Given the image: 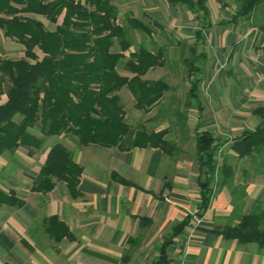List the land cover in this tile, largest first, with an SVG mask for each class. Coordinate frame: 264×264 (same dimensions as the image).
Wrapping results in <instances>:
<instances>
[{"label": "crops", "instance_id": "obj_1", "mask_svg": "<svg viewBox=\"0 0 264 264\" xmlns=\"http://www.w3.org/2000/svg\"><path fill=\"white\" fill-rule=\"evenodd\" d=\"M144 1V9H138L141 20L163 16L155 9L159 0ZM132 2L127 3V12L137 18L130 10ZM213 3L208 6L210 17L215 9L218 18L202 29L203 39L198 44L195 41L200 25L194 15L178 6L169 5L166 10L176 23L169 35L175 45L155 39L157 47L166 46V63L143 76L144 80L163 79L171 87L159 103L143 113L134 108V99L126 88L118 91L126 122L149 133L168 129L167 139L177 150L165 154L157 146L120 151L116 147L80 145L74 134L66 133L45 139L39 151L19 147L8 157L0 155V190L20 202L0 206V264H151L164 242H170L169 264H264V247L239 244L221 234L227 225L236 224L232 212L237 205L241 214H247L255 202L264 207V171H251L246 188H213L207 210L200 218L195 215L201 201L195 135L213 131L208 127L213 122L209 112L216 114V122L223 126L234 122L237 126H230L234 131L239 125V132H235L240 135L256 127L260 117L254 111L264 105V17L254 20V26L244 21L234 24L230 22L232 11H220V5L215 0ZM257 21L261 22L259 26ZM245 26L248 32L242 33ZM240 33L258 40L254 44L259 53L256 62L248 59L247 47H243L246 40L241 42ZM11 43L0 32V51L5 45L9 46L6 50L14 48ZM194 46L197 53L205 54L202 62L195 61L200 65L199 104L188 97ZM241 53L247 56L244 63L251 66L250 70L241 61ZM224 59L228 60L227 68L221 64ZM168 65L175 67L177 74L168 77ZM120 74L131 76L123 69ZM207 83L211 86L206 95L214 97L212 105L201 98ZM5 101L1 94L0 105ZM251 104L255 107L249 110ZM169 114H182L184 125L179 124L180 117L173 115L172 119ZM243 120L250 122V128ZM188 137L193 142L192 155L180 148ZM57 143L64 145L82 168L76 197H71L65 183L57 180L46 193L31 189L47 152ZM242 192L245 195L240 199ZM53 216L68 227L71 237L59 241L50 237L48 219ZM188 216L192 224L173 236V228Z\"/></svg>", "mask_w": 264, "mask_h": 264}, {"label": "trees", "instance_id": "obj_2", "mask_svg": "<svg viewBox=\"0 0 264 264\" xmlns=\"http://www.w3.org/2000/svg\"><path fill=\"white\" fill-rule=\"evenodd\" d=\"M165 1L194 15L200 25L195 41L198 44L203 39L202 29L210 26L207 0ZM215 1L222 9L232 11L230 22L234 24L246 21L254 26L252 18L259 20L257 15L264 12V0ZM118 15V8L111 0H85L84 3L75 0H0V32L23 47L22 58H0V95L6 98L0 105V155H11L19 146L28 151H39L46 138L66 133L74 134L80 145L116 147L120 151L157 146L165 154L177 150L167 139L168 129L149 133L144 128H132L125 120L118 96L122 88L133 97L135 109L148 113L171 87L163 79H143L150 69L164 66L166 46L154 44L150 49L139 44L137 49L130 51L133 32L150 36L151 25L162 27L129 13L125 23L118 24ZM60 16L61 22L56 24ZM37 17L55 24V28L47 30ZM115 46L118 51L113 50ZM37 50L41 57L36 55ZM125 52H128L127 58ZM193 55L188 70V77H193L188 97L199 104L200 65L195 61L202 62L205 54L197 53L194 46ZM123 61L122 68L131 76L118 72ZM254 113L260 117L256 127L232 139L216 136L211 130L196 133L201 200L195 213L197 217L207 210L214 186L217 189L232 188L234 170L225 157L220 162L217 158L224 145L229 143L228 149L239 159L255 161L256 156L264 157V105ZM173 115L180 117L179 124L184 125L182 114ZM262 163L259 162L260 168ZM262 171L264 169H259L260 173ZM81 173L82 168L73 161L71 152L57 143L47 152L37 176L32 179L31 189L46 193L54 188V180H57L65 183L71 197H76ZM244 195V192L240 193V199ZM16 203L20 204L12 194L0 190V206ZM240 211V205L233 209L232 217L237 222L233 226L227 225L221 231L222 236L239 244L253 243L263 248L264 207L255 202L247 214ZM192 220L188 216L174 227L173 236L181 234ZM48 223L50 237L54 240L71 237L68 227L57 217H50ZM128 243L132 244V239ZM169 244L164 242L158 248V257L151 264H169Z\"/></svg>", "mask_w": 264, "mask_h": 264}, {"label": "rangeland", "instance_id": "obj_3", "mask_svg": "<svg viewBox=\"0 0 264 264\" xmlns=\"http://www.w3.org/2000/svg\"><path fill=\"white\" fill-rule=\"evenodd\" d=\"M75 1H78V2H81V3H84L85 2V0H75ZM111 1H112L113 4H115L117 6L118 11H119L117 23L118 24H124L125 23V18L128 16L127 3H130L133 0H111ZM213 2H214V0H207V6H210V5L214 6L215 3H213ZM132 4H134V5H132V7H131L130 10H132V13L135 16H137V18L142 19L138 15L139 14L138 13V9L139 10L140 9H142V10L144 9V7L146 6L145 5V1L144 0H134L132 2ZM170 7L171 6H169V4L165 0H159L157 2V7L155 9L156 10H161L163 12V16L161 18L156 17V18H154L155 20H153L152 17H147V16H145L146 19L145 18H143V19H145L144 20L145 22H148V21L155 22L157 25H160L162 27V29H159L157 26L155 27V26H152L151 25L152 33H151L150 36H146V35L141 34V33H138V32H133L132 33L133 45L130 48V51H133V50L137 49L139 44H143L144 46L152 49L153 46H154V44H155L154 43L155 39H157L158 42H162V44H165L167 42L168 43L170 42L171 44L175 45V40L174 39H170V36H169L170 35V30L176 24L175 22L171 21L169 19V17L167 16L166 10L167 9H170ZM215 11L216 10L214 9L213 14L210 17L211 18V21H210V24L211 25L215 24L214 21L218 18L217 13ZM220 11H222V8L220 9ZM257 16H258V19L261 20L264 17V12H262V14H258ZM219 18H221V16H219ZM37 19L40 20L44 24V27L47 30H53L55 28V24H52V23L48 22L43 17H37ZM61 19H62V16H60L58 18L56 24H60ZM244 22L248 26H251L250 24H248V22H246V21H244ZM251 22L252 23H255V21H254L253 18H252ZM257 22L258 23H256V25L259 26L261 22H259V21H257ZM248 28L245 26V29L243 28L241 30V32L242 31H243L242 33L248 32ZM242 33H240L241 39L243 40L241 42H244V40H246L244 42V46L243 47L244 48L247 47V54L249 55V58L248 59L251 60V61L256 62L255 61L257 59L256 55H258L259 53H257V51L255 50L256 46L254 44L258 40L257 39H254L253 37H250V35H247V33H245V35L242 36ZM11 42H12L11 45L14 46V48L13 47L10 48L9 49L10 52H9V50H6V47H9V46L8 45L3 46L1 48V51H0V54H1L0 56H3V57L4 56H7L10 59H19V58H22L23 57V47L19 43H17L15 40H11ZM113 50L114 51H118V47L115 46L113 48ZM207 51H208V49H207ZM124 54H125V56L127 58L128 52H125ZM36 55L38 57H41V53L38 50L36 51ZM224 56L225 55H223V57ZM240 57H241V61L245 65V68L248 69V70H250L251 66L249 64H247V63H244V61H245V59H246L247 56L244 57V55L241 53ZM227 63H228V60H226V59H224L221 62V64L225 66L224 68H227V66H228ZM122 65H124V61L121 62L120 63V66L118 67V72L119 73L122 72V69L125 70L124 68H122ZM166 68H167V74H168L167 76L168 77H169V75H175L178 72L175 67H172V65H168ZM227 81H229V80L227 79ZM210 86L211 85L209 83H207L204 86V88H203L204 91L202 92V97L201 98H202V100H204L205 98H207L208 102L212 105L213 104L212 102L214 100V97L211 96V94H210V96L209 95H206V94H209ZM174 101H176V100L174 99ZM248 103L249 102H246V105L245 106H248L249 105ZM253 105L254 104H251L250 105L249 110H251L252 108L255 107ZM169 115H172L171 116V117H173L172 119H175V117L173 116V114H169ZM208 115H210V117L213 118L211 120L213 122H211V124H209L208 127H210L213 130V132H214V134L216 136H221V137H224V138H228L230 136L233 137L234 135H238L237 132H239V131H237V130L239 129V125H238L237 129H235V131H237V132H235L234 130H232V127H230V126H237L234 122L230 126L227 125L229 122L228 123H224V126H225V128H224V126L222 125V123L219 124L218 122H216L217 121V119L215 118V117H217L216 114H213V113L209 112ZM243 115H247V117H248V114H243ZM204 116L206 117L207 114H205ZM254 117H255L256 120H258V117L257 116H254ZM16 120L18 121L19 120V117H17ZM242 122L244 123L245 126H247V127L250 128V126H251L250 122H248L246 120H243ZM30 132L33 133V134H35V135H37V136L40 135L37 131H34V130H30ZM182 142H181L182 144L180 145V148L187 155H192V153H194V151H193V142L189 140V137L188 138H184V140ZM228 146L222 147L221 153L220 152L217 153L218 154V157H217L218 158V162H220L222 160V158L225 157L226 160H227V162H228V164L230 165V167L233 168V170H234V177H233V185H232V188H243V187L246 188L247 187L246 184L248 183V181L249 180L251 181V173L250 172L251 171L255 172V170H256L257 167L259 169H264V157L262 158L261 156H256L255 161H251L248 158L238 159L236 156L233 157V155H231L232 153L228 149ZM262 156H264V155L262 154ZM4 157H8V155L7 156H4ZM259 162H263L262 163L263 165H262L261 168L259 167ZM246 169H248V171ZM243 171L244 172H247V173H243ZM1 176H2V173H0V185H1V182H2ZM238 177L240 178V179H238V181H240V183L237 184V178ZM4 188H7V187L4 186ZM214 188H215V186H214Z\"/></svg>", "mask_w": 264, "mask_h": 264}]
</instances>
